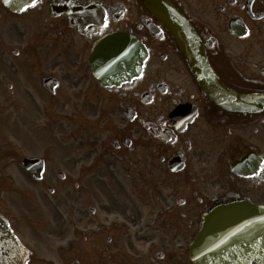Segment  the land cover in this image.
<instances>
[{"label": "flooded vegetation", "instance_id": "obj_1", "mask_svg": "<svg viewBox=\"0 0 264 264\" xmlns=\"http://www.w3.org/2000/svg\"><path fill=\"white\" fill-rule=\"evenodd\" d=\"M169 1L226 87L264 93V0ZM116 33L147 57L137 78L105 87L89 57ZM27 76L50 98L29 102L33 114L65 109L72 144L65 163L22 154L17 167L0 164V214L23 264H195L190 245L209 214L264 208V108L211 101L140 0H0V92ZM26 157L42 159L39 179ZM262 225L243 223L244 264H264Z\"/></svg>", "mask_w": 264, "mask_h": 264}, {"label": "water", "instance_id": "obj_2", "mask_svg": "<svg viewBox=\"0 0 264 264\" xmlns=\"http://www.w3.org/2000/svg\"><path fill=\"white\" fill-rule=\"evenodd\" d=\"M141 1L175 40L201 91L218 107L244 113L258 112L264 108V93H238L220 82L206 59L199 37L169 0ZM145 57V51L138 41L125 34H115L104 38L95 46L90 64L103 85H119L139 75ZM33 160L25 159L22 163L30 169ZM220 212L226 213L218 217ZM242 212L241 207H229L206 220L201 235L190 248V257L196 264H243L242 231L236 237V231H233V224L241 219L243 221L244 216L240 214ZM254 216L256 213L252 214L251 219ZM260 216L264 222V209ZM213 218L217 219L212 220ZM215 222L222 226L213 230ZM216 240L218 246L213 248L211 243ZM14 248L13 243H8L7 227L0 216V264H17L9 261Z\"/></svg>", "mask_w": 264, "mask_h": 264}, {"label": "rangeland", "instance_id": "obj_3", "mask_svg": "<svg viewBox=\"0 0 264 264\" xmlns=\"http://www.w3.org/2000/svg\"><path fill=\"white\" fill-rule=\"evenodd\" d=\"M49 99L48 94L28 76L24 88L16 86L9 97L0 92V101L10 102L7 111L3 112L0 107V164L7 161L17 167L22 154L46 155L49 166H54L58 160L65 163L72 144L68 138L66 110L40 107L38 115H34L33 106L29 104L31 101L42 102ZM22 101H25L23 109L19 108V102ZM22 112L26 116L24 120L19 118Z\"/></svg>", "mask_w": 264, "mask_h": 264}, {"label": "snow or ice", "instance_id": "obj_4", "mask_svg": "<svg viewBox=\"0 0 264 264\" xmlns=\"http://www.w3.org/2000/svg\"><path fill=\"white\" fill-rule=\"evenodd\" d=\"M31 6H32V7H35L36 5H35L34 3H32ZM21 7H23V5H21ZM105 26H107V25H105Z\"/></svg>", "mask_w": 264, "mask_h": 264}]
</instances>
